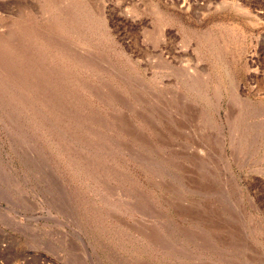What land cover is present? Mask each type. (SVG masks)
Returning <instances> with one entry per match:
<instances>
[{"label":"rangeland","instance_id":"374dc122","mask_svg":"<svg viewBox=\"0 0 264 264\" xmlns=\"http://www.w3.org/2000/svg\"><path fill=\"white\" fill-rule=\"evenodd\" d=\"M0 264H264V0H0Z\"/></svg>","mask_w":264,"mask_h":264}]
</instances>
